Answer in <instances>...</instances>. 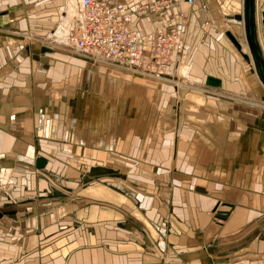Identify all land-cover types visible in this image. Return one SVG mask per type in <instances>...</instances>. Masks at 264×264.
<instances>
[{
  "label": "crops",
  "instance_id": "obj_1",
  "mask_svg": "<svg viewBox=\"0 0 264 264\" xmlns=\"http://www.w3.org/2000/svg\"><path fill=\"white\" fill-rule=\"evenodd\" d=\"M45 2L56 9L47 17L68 6ZM242 9V0H195L132 18L145 47L177 24L179 64L190 81H213L211 95L94 65L68 44L75 57L59 54L41 72L26 48L12 60L10 39L1 43L0 264H264V87ZM30 16L19 21L26 33L44 28ZM254 16L264 62V0Z\"/></svg>",
  "mask_w": 264,
  "mask_h": 264
},
{
  "label": "built area",
  "instance_id": "obj_2",
  "mask_svg": "<svg viewBox=\"0 0 264 264\" xmlns=\"http://www.w3.org/2000/svg\"><path fill=\"white\" fill-rule=\"evenodd\" d=\"M183 2L195 0H153L145 5H126L116 0H80L81 19L67 34V44L87 58L103 61L122 70L162 78L179 64L185 44L183 32L175 26L158 30L145 47L133 29L134 16L159 15ZM183 18L182 14L176 15Z\"/></svg>",
  "mask_w": 264,
  "mask_h": 264
},
{
  "label": "rangeland",
  "instance_id": "obj_3",
  "mask_svg": "<svg viewBox=\"0 0 264 264\" xmlns=\"http://www.w3.org/2000/svg\"><path fill=\"white\" fill-rule=\"evenodd\" d=\"M65 1L68 4V6L66 7L64 5L65 4L64 2V4L60 7L59 12L57 13L58 16H56L55 14L54 16L47 17L48 15L53 13L56 9L55 7L46 8L45 6H47V3L45 2V0H26V1L25 0H0V31L3 30V31H6L7 33L8 32L15 33V34L22 35V36L29 35L31 36V38H33L29 41V43L25 38L18 36V35L16 36L13 34H5L4 39L0 38V46L3 45L1 43L8 41L7 38L10 39L9 42L7 43L11 46L12 60H13L12 53L14 52V50L18 49L17 47L19 46L24 48V50L25 48L28 50L26 52L25 51L23 52L25 54V57H28V59H29V55H32L34 57L33 60L27 59V61H29V63L30 61L38 62L39 64H37L36 68H39L41 72H44L46 70L45 68V65H47L46 61H49L52 59H58L59 57H61V56H57L59 54L64 55L66 51H68L67 54H70V56L75 57L74 54H71L72 50L65 42V37L67 36L70 28L76 23L78 19H80V14H79L80 0H65ZM23 11H24V14L26 13L29 16L34 15L35 20L36 21L38 20V24H41V25L45 24L44 28L41 29V27L34 26L33 28H29L30 34H28V32L26 33V26L25 27L24 25L19 26V21L24 19ZM40 14L42 15V19H40V16H41ZM40 20H42V22ZM46 20L49 21L50 25L46 23ZM53 31H55V33H58V34H62V37L56 39V38H52L53 36L47 35L48 33L53 32ZM242 39H243V35H241V37H239L237 41L242 43ZM44 53H46V56H44L45 55ZM50 54H53V55H50ZM87 60L92 61L95 63L94 65H99V66H102L103 68H104V64L108 65L110 68L111 66H113L103 61L95 60L93 58H88ZM36 68H34V70ZM113 68H117V67L113 66ZM172 68L169 69V71L164 72L162 78L165 79V82L171 81L172 83H175V84L177 83L176 87H179L178 84L180 82L182 84H186L187 86L192 87L188 89V93L208 94V95H211V93H207V92L217 93L218 90L213 81L203 86L202 84L192 82L188 79V76H186V69L185 68L183 69L182 64L180 65L176 63L175 66ZM117 70H119V68ZM123 72L131 76L132 78H134V76L130 75L128 72H125V71ZM178 74H180L181 76H179ZM90 78L92 81H94L93 77L90 76ZM142 79H145V78H142ZM128 87L129 86L127 85L125 87L126 95L124 96L126 98H129L128 97L129 95H133L131 91H129L130 89ZM179 89H178L179 95L176 92H175V95L181 96L182 94L187 93L185 90L183 92H179ZM201 90H204L206 92H203ZM125 105L126 107L128 106V108L133 106L132 103H128V104L125 103ZM126 114L130 117L133 116V109L132 110L130 109ZM14 150L18 152L17 154L18 157H22L23 159H28L27 157L25 158L22 155L23 149H19L18 147H16ZM52 153L53 152H51V155ZM3 154L5 155V153ZM43 169L44 168H42L41 170ZM36 170H39V169H36ZM1 176H3L2 172H1ZM86 181L87 179L84 176H82L80 184L83 185ZM6 183L8 187H10L8 181H6ZM2 208H3V205L0 207V225L2 224L5 225L7 224V221L3 220V223H1L2 216L4 215L3 212H5L3 211ZM27 214L29 213H26V215Z\"/></svg>",
  "mask_w": 264,
  "mask_h": 264
},
{
  "label": "water",
  "instance_id": "obj_4",
  "mask_svg": "<svg viewBox=\"0 0 264 264\" xmlns=\"http://www.w3.org/2000/svg\"><path fill=\"white\" fill-rule=\"evenodd\" d=\"M243 20L245 38L252 57L254 70L259 82L264 87V62L256 40L254 0H243ZM43 163L44 161L38 159L36 168H41Z\"/></svg>",
  "mask_w": 264,
  "mask_h": 264
},
{
  "label": "bare ground",
  "instance_id": "obj_5",
  "mask_svg": "<svg viewBox=\"0 0 264 264\" xmlns=\"http://www.w3.org/2000/svg\"><path fill=\"white\" fill-rule=\"evenodd\" d=\"M151 2V1H150ZM144 3H148V2H144ZM144 3H139L138 5H145ZM242 5H243V0H242ZM79 14H80V10H79ZM254 18H255V16H254ZM80 19H81V15H80ZM80 19H79V21H80ZM78 21V22H79ZM242 21H243V33H244V20H243V9H242ZM228 38H229V40L231 41V43L233 44V46L238 50L239 49V45L237 44V42L231 37V36H228ZM244 38H245V33H244ZM245 41H246V38H245ZM246 44H247V42H246ZM247 47H248V45L247 46H245V48H246V50H247ZM248 51H249V48H248ZM81 54V53H80ZM249 54H250V51H249ZM250 58H251V61H252V57H251V54H250ZM245 60L246 61H248L247 60V57L245 58ZM252 64H253V61H252ZM253 68H254V65H253ZM255 71V70H254ZM126 72H128V71H126ZM129 74H132V75H134V76H138V77H140V78H145V79H150V80H154V81H159V82H163V81H165V79L164 78H156V77H154V76H151V75H148V74H138V73H131V72H128ZM166 82H168V81H166ZM180 86H183V85H180ZM187 88L186 87H183V88H180V90H181V92L183 91V90H186ZM38 159H41L42 161H44V163L42 164V167L41 168H36V162L38 161ZM44 166H45V160L43 159V158H36L35 159V162H34V167L36 168V169H39V170H41L42 168H44Z\"/></svg>",
  "mask_w": 264,
  "mask_h": 264
}]
</instances>
